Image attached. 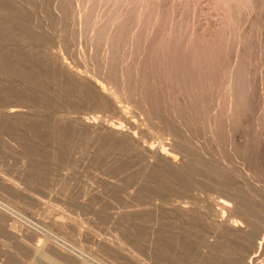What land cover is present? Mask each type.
<instances>
[{"label":"rangeland","instance_id":"rangeland-1","mask_svg":"<svg viewBox=\"0 0 264 264\" xmlns=\"http://www.w3.org/2000/svg\"><path fill=\"white\" fill-rule=\"evenodd\" d=\"M107 1L0 0V264H146L148 210L176 200L192 209L166 215L154 264H247L264 238V0H116L123 20ZM126 118L180 169L86 125Z\"/></svg>","mask_w":264,"mask_h":264},{"label":"bare ground","instance_id":"bare-ground-1","mask_svg":"<svg viewBox=\"0 0 264 264\" xmlns=\"http://www.w3.org/2000/svg\"><path fill=\"white\" fill-rule=\"evenodd\" d=\"M78 1V0H77ZM81 1V0H80ZM109 1V0H108ZM107 1V2H108ZM111 1V0H110ZM109 1V2H110ZM114 1V0H113ZM121 1V0H120ZM127 1V0H126ZM103 2V1H102ZM108 2V3H109ZM115 2H116V0H115ZM124 2V1H123ZM122 2V3H123ZM141 2V1H140ZM95 3H97V2H95ZM104 3V2H103ZM108 3H107V5H108ZM117 3V2H116ZM115 3V7H114V5H112V9H113V7L116 9L117 8V10H115L116 11V15L117 16H115L114 17V19L115 18H117L118 17V15L120 14V15H122L123 16V14H121V12H127V9L125 8V6L127 7V4L129 5V3H126V4H122L121 2H119V3H117L118 5L121 3V6H118L117 7V4ZM132 3H134V2H132ZM138 4L137 5H139V2H137ZM143 3V2H142ZM100 4V3H99ZM98 4V5H99ZM112 4V3H111ZM93 5V4H92ZM140 5H141V3H140ZM148 5V4H147ZM146 5V6H147ZM130 6V5H129ZM142 6V5H141ZM145 6V7H146ZM87 7V6H86ZM101 7V6H100ZM138 7V6H137ZM151 7V6H150ZM78 8V7H77ZM104 8V7H103ZM110 8H111V6H110ZM123 8H125V10L123 9ZM141 8V7H140ZM79 9V8H78ZM136 9V8H135ZM144 9V8H143ZM119 10V11H118ZM122 10H124V11H122ZM131 10V9H130ZM138 10H139V8H138ZM145 10V9H144ZM103 11V10H102ZM108 11V10H107ZM110 11V10H109ZM113 11V10H112ZM112 11H110V12H112ZM136 11V10H135ZM134 11V12H135ZM141 11H143L142 9H140V14H141ZM146 11V10H145ZM137 12V11H136ZM107 13V12H106ZM106 13H105V15H106ZM113 13H114V11L111 13L112 14V16H113ZM119 13V14H118ZM143 13V12H142ZM149 13V12H148ZM147 13V14H148ZM150 13H151V11H150ZM149 13V14H150ZM126 14V13H125ZM124 14V15H125ZM131 14H132V12H131ZM102 15V14H101ZM108 15V14H107ZM119 15V17H121ZM143 15V14H142ZM130 16V15H129ZM134 16V15H133ZM150 16V15H149ZM107 17V16H106ZM128 17V16H127ZM140 17V16H139ZM146 17V16H145ZM110 18H112L113 19V17H110ZM147 18H149V17H147ZM118 19V18H117ZM129 19V18H128ZM160 19V18H159ZM85 20V19H84ZM100 20V19H99ZM98 20V21H99ZM116 20V19H115ZM118 20H123V19H118ZM132 20V19H131ZM137 20V19H136ZM145 20V19H144ZM147 20H149V19H147ZM94 21V20H93ZM138 21V20H137ZM86 22H87V19H86ZM109 22V21H108ZM126 22V21H125ZM139 22H141L140 21V19H139ZM138 22V23H139ZM144 22V21H143ZM148 22V21H147ZM170 22V21H169ZM81 23V22H80ZM101 23V22H100ZM104 23V22H103ZM134 23V22H133ZM132 23V24H133ZM137 23V22H136ZM137 23V24H138ZM149 23V22H148ZM171 23V22H170ZM176 23V22H175ZM105 24V23H104ZM114 24V23H113ZM126 24V23H125ZM130 24V23H129ZM129 24H128V26H129ZM137 24H136V26H137ZM144 24H145V22H144ZM147 24V23H146ZM139 25V24H138ZM143 25V24H142ZM115 26V25H114ZM119 26V25H118ZM126 26H127V24H126ZM146 26V25H145ZM155 26H156V23H155ZM83 27V26H82ZM132 27V26H131ZM138 27V26H137ZM144 27V25L142 26V28ZM154 27V26H153ZM86 28V27H85ZM141 28V27H140ZM139 28V29H140ZM145 28H148L147 26L145 27ZM150 28V27H149ZM148 28V29H149ZM163 28V27H162ZM170 28V27H169ZM117 29V28H116ZM131 29V28H130ZM138 29V28H137ZM139 29L137 30V31H139ZM153 29V28H152ZM103 30V29H102ZM108 30H112V29H108ZM142 30V29H141ZM147 30V29H146ZM172 30H173V27H172ZM90 31V30H89ZM88 31V32H89ZM117 31H119V30H117ZM86 32V31H85ZM98 32V31H97ZM96 32V33H97ZM108 32V31H107ZM112 32V31H111ZM141 32V31H140ZM152 32V31H151ZM172 32V31H171ZM174 32V31H173ZM147 33V32H146ZM88 34H90V33H88ZM87 34V36H89ZM113 35L115 34V33H112ZM86 36V35H85ZM86 36V37H87ZM93 36H94V34H93ZM102 37L104 36V35H101ZM100 37V36H99ZM98 37V38H99ZM111 37H113V36H111ZM95 38H96V36H95ZM118 38V37H117ZM116 38V39H117ZM85 39V38H84ZM104 39V38H103ZM105 41H106V39H105ZM106 45V44H105ZM133 45V44H132ZM145 48V47H144ZM97 49V48H96ZM100 49V48H99ZM127 49V48H126ZM96 51V50H95ZM144 52V51H143ZM127 53V52H126ZM138 56V55H137ZM119 60V59H118ZM95 61V60H94ZM135 64V63H134ZM118 66V65H117ZM66 67V66H65ZM112 67V66H111ZM135 67V66H134ZM76 74V73H75ZM115 79V78H114ZM132 80V79H131ZM99 84V83H98ZM96 86H99V85H96ZM124 86V85H123ZM113 87V86H112ZM115 89V88H114ZM113 91V90H112ZM124 91V90H123ZM101 92L103 93V95H105V97L107 98V99H109L113 104H115L116 105V101H115V96L113 95V93L115 92H112V93H107L105 90H101ZM122 96V95H121ZM119 99V98H118ZM122 102V101H121ZM124 102V101H123ZM16 105H18V104H16ZM16 105H10L9 107H7V109L3 112V114H4V116L6 115L7 116V118H8V116H17V115H21V114H28V112L26 111V112H24V111H22V110H19L18 108H16L17 106ZM124 105V104H123ZM8 106V105H7ZM117 106V105H116ZM120 106H122V105H120ZM119 105H118V107H119V110H121V112H123L124 111V109L122 110V108L120 107ZM126 105H124V107H125ZM4 108V107H3ZM125 115V114H124ZM10 117V118H11ZM162 117V116H161ZM127 119V125L128 126H123L122 124H113V123H108V122H102V123H98L97 121H93V122H91V121H87L86 122V125H89L90 127H93L94 129H97V130H101L103 133L104 132H106V133H108V134H111V135H113V136H117L118 138H120V137H123V138H127V139H129L130 140V142H132V144H135L136 146H138V147H140L141 148V150H142V152H144L146 155L144 156V157H146L147 156V158H148V156H151V158L153 157H157L158 159H160V160H163V161H167V162H169L171 165H173L174 167H175V169L176 168H179V167H181V165L178 163V162H175L174 160V162L173 161H171L168 157V153L165 151V150H159L158 148H159V146H158V148H155V147H148L147 146V144L145 145V144H143L142 142H141V138L138 136V129H139V124H137V122H134V121H132V120H130L129 118H126ZM110 121V120H109ZM4 122V121H3ZM139 122V121H138ZM141 125V124H140ZM142 125H143V123H142ZM143 127H144V125H143ZM93 129V130H94ZM143 129V128H142ZM136 130V131H135ZM149 131V130H148ZM150 132V131H149ZM153 135V134H152ZM164 135V134H163ZM112 136V137H113ZM123 138H122V140H123ZM164 141V140H163ZM155 142V141H154ZM146 143V142H145ZM168 143V142H167ZM173 143V142H172ZM158 144V143H157ZM135 145H133V146H135ZM164 145V144H163ZM179 145V144H178ZM152 146V145H151ZM165 146V145H164ZM157 147V146H156ZM135 148H137V147H135ZM134 148V149H135ZM139 148V149H140ZM161 148V147H160ZM166 148V147H165ZM138 149V148H137ZM263 149H264V147H263ZM183 150V149H182ZM136 151V150H135ZM185 154V153H184ZM139 155V154H138ZM141 156V155H140ZM185 156V155H184ZM187 156V155H186ZM188 158V157H187ZM157 160V159H156ZM156 160H155V162H156ZM184 160V159H183ZM186 160V159H185ZM150 162V161H149ZM162 162V161H161ZM184 163H185V161H183ZM182 162V163H183ZM187 162V161H186ZM164 163V162H163ZM181 163V164H182ZM150 164V163H149ZM169 164V165H170ZM187 164V163H186ZM186 164H184L185 166H186ZM157 165V164H156ZM162 165V164H161ZM172 166V167H173ZM180 169V168H179ZM153 170V169H152ZM178 171V170H177ZM177 171H176V173H177ZM182 171V170H181ZM180 171V172H181ZM179 173V172H178ZM133 198V197H132ZM172 199V198H171ZM169 200V199H168ZM175 200V199H174ZM156 201V200H155ZM164 200H162V202H163ZM177 201V200H176ZM176 201H172L171 203H169V205H168V203L166 202V201H164V202H166L167 203V205L166 206H161V205H159V204H155V206L156 207H154V209L153 210H148V217H147V220H146V223H145V227H146V234H147V249H148V252L150 253V259H149V261L146 263V264H154V259H156L157 261H161V257H162V251L159 249V248H157L156 246H157V238H159V235H161V233H164V231H165V229H166V227L167 226H165V222H164V219L166 218V215L167 214H169V213H174V212H171V211H175V212H177V213H187L188 211H189V209H190V207L188 208L183 202V204L180 202H176ZM157 203V202H156ZM160 203H161V201H160ZM162 204V203H161ZM164 204V203H163ZM153 207V206H152ZM156 208V209H155ZM151 209V208H150ZM192 209V208H191ZM191 209H190V211H191ZM189 211V212H190ZM223 217V216H222ZM226 219V218H225ZM224 218L221 220V218H220V220L221 221H219V223L220 224H226V220H225ZM228 223V222H227ZM231 223V228H233L235 231H240V230H242V226L243 225H241V224H239L237 221H234V222H230ZM219 224V225H220ZM223 226V225H222ZM229 226H230V224H229ZM227 227V226H226ZM221 228V227H220ZM167 230V229H166ZM170 231V230H169ZM243 235V234H242ZM157 238H156V237ZM264 237V236H263ZM155 238H156V242H155ZM216 240V239H215ZM209 242H212V241H209ZM216 243V242H215ZM214 243V244H215ZM252 244V243H251ZM47 245V244H46ZM46 245H43V247L40 245H38L39 246V248L37 249V253L39 254V256L40 257H43V258H46V259H50V261L52 262V263H56L55 262V260H52L51 259V257H50V255H49V253L47 252V248L46 247H44V246H46ZM158 245L160 246V244H159V242H158ZM217 245V244H216ZM215 245V246H216ZM259 245V247H258V250H257V252H255V253H253V256H251L250 257V259L248 260V262H247V264H264V263H261L262 261H259V259H261L262 260V257H264V238L262 239V241H260V243L258 244ZM214 246V247H215ZM210 247H212V246H210ZM203 248V247H202ZM205 248H207L208 249V251H205L204 249H201L202 250V254H203V256H204V258L205 257H209V254L211 253L210 251H209V246L207 247V246H205ZM211 249H213V247L211 248ZM35 250H36V248H35ZM204 250V251H203ZM223 250V249H222ZM210 252V253H209ZM224 254V253H223ZM153 255H154V257L156 256V258H153ZM164 255V254H163ZM142 258V257H141ZM201 258V257H200ZM210 258V257H209ZM237 258V257H236ZM245 258V257H244ZM243 258V259H244ZM207 259V258H206ZM242 259V260H243ZM89 260V259H88ZM199 260V259H198ZM90 262V261H89ZM89 262L87 261V259H86V261L84 262V264H89ZM158 262V263H159ZM91 263V262H90ZM94 263V262H93ZM92 264V263H91Z\"/></svg>","mask_w":264,"mask_h":264}]
</instances>
